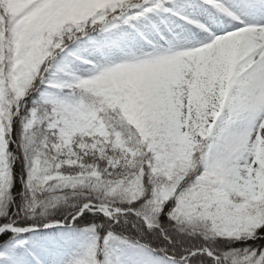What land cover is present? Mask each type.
<instances>
[{"label":"rangeland","instance_id":"1","mask_svg":"<svg viewBox=\"0 0 264 264\" xmlns=\"http://www.w3.org/2000/svg\"><path fill=\"white\" fill-rule=\"evenodd\" d=\"M5 1L10 15H27L39 0ZM112 1L54 0L39 15L53 28L73 23L79 30L75 41L53 57L54 72L40 73L49 87L36 96L35 104L52 107L55 115L49 127L54 131L50 149L57 170L45 181L66 180L61 167H77L85 171L79 175L100 178V167L106 165L108 171L115 166V157L108 158L106 153L105 127L98 118L100 99H92L99 94L120 108L139 143L153 157L164 159V148L179 144L187 145L188 152L208 148L222 155L202 162L213 183V190L204 197L246 214L264 199V70L247 64L246 57L253 51L243 42L229 48L228 65L209 63L205 48L211 44L208 36L215 33L213 27L237 19L242 22L244 17L263 23L264 0H128L129 8L119 21L96 34L82 33V27ZM141 1L146 4L142 6ZM149 1L157 2V9L144 14ZM106 29L112 33L98 38ZM83 34L87 35L76 41ZM262 51L264 56V44ZM63 57L69 62H61ZM77 92L91 99L95 106L91 114L82 111ZM1 113L0 107V179L9 170ZM28 113L25 130L33 126L38 110L32 107ZM136 152L128 153L134 157ZM171 176L168 168L165 177L170 182ZM182 179L176 186L157 187L156 197L168 200ZM97 207L104 215L113 213L108 205ZM254 214L257 220L259 213ZM226 228L229 235H238L231 230L233 224ZM44 232L29 228L14 233L0 248V264H100L104 259L96 239L86 231L58 223ZM112 250L106 264H188L133 242Z\"/></svg>","mask_w":264,"mask_h":264},{"label":"trees","instance_id":"2","mask_svg":"<svg viewBox=\"0 0 264 264\" xmlns=\"http://www.w3.org/2000/svg\"><path fill=\"white\" fill-rule=\"evenodd\" d=\"M51 1L35 4L29 17H12L6 3L0 0V72L6 81L1 104L10 163L8 173L0 180V227L9 223L22 227L43 226L52 221L69 223L85 203H104L123 213L109 219L99 212L85 210L75 225L97 235L105 250L109 240L119 238L146 243L174 257L187 256L190 264H264V202L254 205L248 214H239L203 196L213 186L201 161L208 155L215 159L221 155L206 149L186 154V146L175 145L166 149V159L153 158L140 145L120 110L105 101L98 103V111L109 139L106 153L108 158L115 157L117 164L108 171L106 165L100 167V178L78 176L85 171L77 167H61L66 180L45 182L57 170L49 148L54 132L48 123L54 115L50 107L37 105L39 113L34 125L24 129L34 89L43 92L46 87L31 70L38 49L49 59L75 34L74 26L49 32L48 25L34 19ZM122 3L123 0L110 3L90 23L101 24L116 17ZM80 97L86 106L84 110L91 109L87 100ZM132 146L139 150V156L131 159L128 149ZM169 166L173 169L172 182L164 177ZM183 175L184 180L169 200L156 198L157 186H174ZM255 212L260 215L257 222L250 219ZM227 218L235 222H227ZM229 224H233L231 230L236 229L237 236L228 234ZM239 225L247 232L242 233ZM9 236L10 232L1 235L0 245ZM207 252L217 256L219 263Z\"/></svg>","mask_w":264,"mask_h":264},{"label":"bare ground","instance_id":"3","mask_svg":"<svg viewBox=\"0 0 264 264\" xmlns=\"http://www.w3.org/2000/svg\"><path fill=\"white\" fill-rule=\"evenodd\" d=\"M145 4L146 1H141L142 6H144ZM157 5V2L149 1L145 8L142 9V11L144 12V14H147V11L156 10ZM239 16L244 17L241 13H239ZM244 18L245 20H243L242 22L238 21L237 19V21H234V23L232 22L227 23L225 26L213 27V31L215 33L211 36H208V42H211V44L205 48V55L209 63L214 65L223 63L228 65L232 60V55L229 48L234 43L243 42L245 44H248L253 51L250 56L246 57V59L248 60L247 64L251 63V65L254 66V70H264V56L262 51V47L264 44V22L256 24L251 22L255 20L254 18ZM253 24H256L257 27L250 26ZM110 33H112V31L110 29H106L98 36V38H105ZM84 42L87 43V41ZM85 43L81 44L79 48L82 47ZM61 62H69V60L64 59L63 57L61 59Z\"/></svg>","mask_w":264,"mask_h":264}]
</instances>
